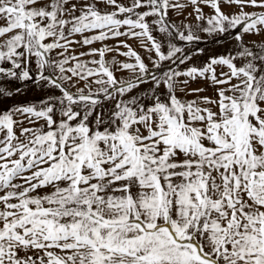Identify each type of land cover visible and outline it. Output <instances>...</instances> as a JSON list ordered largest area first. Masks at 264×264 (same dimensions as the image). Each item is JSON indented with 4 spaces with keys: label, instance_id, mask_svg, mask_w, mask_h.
I'll return each mask as SVG.
<instances>
[{
    "label": "snow or ice",
    "instance_id": "1",
    "mask_svg": "<svg viewBox=\"0 0 264 264\" xmlns=\"http://www.w3.org/2000/svg\"><path fill=\"white\" fill-rule=\"evenodd\" d=\"M0 264H264V0H0Z\"/></svg>",
    "mask_w": 264,
    "mask_h": 264
},
{
    "label": "rangeland",
    "instance_id": "2",
    "mask_svg": "<svg viewBox=\"0 0 264 264\" xmlns=\"http://www.w3.org/2000/svg\"><path fill=\"white\" fill-rule=\"evenodd\" d=\"M188 10L191 11V8H189ZM209 11H210V9L205 8V12H209ZM170 15H172V18L175 19V15L174 14H170ZM108 43H113V41H109ZM129 43L132 44L134 47H136V45H137V42L136 41H129ZM201 47L206 48V50H207V53L206 54H211V53L219 52V51H222L223 50L217 44H215V43H213L211 41H207L206 43H202L201 44ZM203 58L204 57H201L200 59H203ZM197 86L198 85H196V84H193L192 85V87H197ZM208 94H210V93H208ZM35 95H36V93L30 92L27 96H19L16 99L18 101H24V100L31 99Z\"/></svg>",
    "mask_w": 264,
    "mask_h": 264
}]
</instances>
